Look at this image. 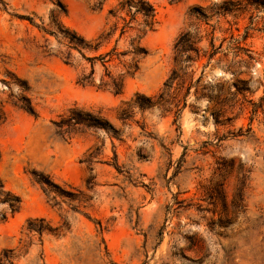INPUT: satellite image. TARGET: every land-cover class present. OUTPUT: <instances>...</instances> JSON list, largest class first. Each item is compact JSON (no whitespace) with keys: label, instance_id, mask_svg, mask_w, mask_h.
I'll list each match as a JSON object with an SVG mask.
<instances>
[{"label":"rangeland","instance_id":"1","mask_svg":"<svg viewBox=\"0 0 264 264\" xmlns=\"http://www.w3.org/2000/svg\"><path fill=\"white\" fill-rule=\"evenodd\" d=\"M119 1L0 0V184L20 199L14 214L0 203V256L264 264V0H231L224 15L209 12L224 0H148L155 23L135 40L138 56L131 39L141 17L123 34L121 19L112 30L108 11ZM185 30L201 40L183 76L184 106L140 110L136 95L165 91ZM72 31L86 47H72ZM25 99L34 114L20 107ZM71 107L99 111L117 137L57 133L53 122ZM46 177L62 191L55 200L34 181Z\"/></svg>","mask_w":264,"mask_h":264},{"label":"trees","instance_id":"2","mask_svg":"<svg viewBox=\"0 0 264 264\" xmlns=\"http://www.w3.org/2000/svg\"><path fill=\"white\" fill-rule=\"evenodd\" d=\"M233 6V2L231 0H224L223 3L215 8H211L209 12L213 14H226L231 11ZM191 16H196L194 11H197V8L192 9ZM202 10V9H201ZM198 10L197 13L205 19L208 15L205 12H201ZM124 13V15H121ZM108 14L116 19L113 29L116 28V22L118 19L123 21V25L120 27V34H123L126 29H133L131 26V22L134 21L137 16L141 17V22L139 23L141 27L137 30L140 31V35H136V37L131 39L132 44V54L134 56H138L141 52H143L142 48L135 43V40L140 39L141 35H143L146 31H150L153 29L155 23V10L153 5L148 0H120L115 9H109ZM126 16L129 18L126 19ZM113 32V31H112ZM70 43L73 45V48H84L86 44L82 37L78 36L75 32H71ZM201 40V37L197 35V32H192L190 30L182 31L173 44V61L175 67L172 69L170 76L164 82L165 91L159 93L156 99H153L150 96H142L136 95V100L133 102L135 106H137L140 110H143L147 107L151 106H161L164 104H173L175 109V113L178 114L180 111L179 104L184 106L185 104V96L189 91V86L185 87V92L181 97H178L182 87L184 86V75L186 74V70L190 66L189 64L199 57L200 48L197 46V43ZM98 45V44H97ZM94 47V49L97 48ZM210 46L212 48L209 56H212L215 48L210 41ZM112 51L107 52V54H111ZM70 54H68L69 57ZM83 55V54H82ZM68 57L65 59L68 62ZM102 59L104 58L101 57ZM84 78H87L84 77ZM179 80L178 84V92L174 96H170L169 90L171 89V84L174 80ZM112 85L115 93L120 92L121 85L117 83L115 80L112 81ZM142 98L139 99L138 98ZM172 97V98H171ZM171 98V99H169ZM177 98V99H176ZM20 107L34 114L33 108L30 105V102L25 99V102L20 105ZM129 117V113L126 110H122L119 118L121 120H125ZM54 126L57 129V133L61 135H70L76 132H85L87 130H104L106 132L111 131L115 137H117V131L113 128V126L101 115L99 111H90L85 110L83 108L71 107L67 110V113L61 115L59 120L53 122ZM36 183H38L44 192V194L50 199H54L57 194H61L62 191L60 188L54 184L50 179L41 178L35 179ZM90 182V179L87 180ZM0 203L3 204L10 214H14L19 210L20 207V199L18 196L12 194L9 190H4L3 185L0 184ZM6 218L5 214L0 216V220ZM27 231H37L38 234H41L43 231L42 227L34 228L31 225V222L27 223ZM12 250H6L0 256V264H12Z\"/></svg>","mask_w":264,"mask_h":264}]
</instances>
